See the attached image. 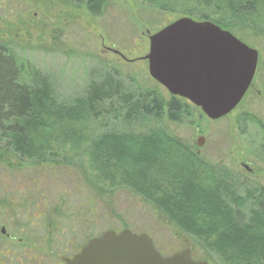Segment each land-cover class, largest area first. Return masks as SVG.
<instances>
[{
    "label": "rangeland",
    "instance_id": "1",
    "mask_svg": "<svg viewBox=\"0 0 264 264\" xmlns=\"http://www.w3.org/2000/svg\"><path fill=\"white\" fill-rule=\"evenodd\" d=\"M150 1L108 0L103 12L94 15L81 5L73 7L63 0H0V42H7L19 56L47 74L55 83L58 102L65 104L76 97L92 96L93 92H106L121 80L131 90L147 94L157 89L166 97V89L156 86L149 75L147 59L143 58L149 50V34L178 17L198 20L196 14L203 11L215 19L233 20L240 26L234 27L232 33L253 48H264V0L253 14L230 13L222 0H155L160 6L154 8L149 6ZM188 10L195 14L184 15ZM246 23L254 26L246 27ZM262 56L254 87L220 120H210L205 115L199 118L194 111L182 125L166 117L160 121L148 118L124 122L113 117L119 113L120 104L113 97L98 105L97 119L88 116L82 121H65L61 126L51 123L35 147L37 151L55 149L56 155H43L48 162L23 165L17 170L0 164V223L25 240L21 241L22 249L4 259L13 255L11 260H15L14 254H22V261L28 264V246L35 244L41 264H55L87 237L98 236L109 228L118 232L127 225L134 232L148 233L165 256L189 244L197 261L232 264L221 261L201 242H193L189 233L134 190L119 185L122 171L118 166L115 172L108 173L106 187L85 146L105 129L136 133L163 130L190 147L181 154L195 155L217 170L222 179L229 175L239 184L246 181L264 189V160L259 157L264 135L248 118L254 115L264 124V93L257 94L264 79ZM198 136L204 137L201 147L195 142ZM56 159L64 161L56 164ZM186 159L180 162L187 163ZM176 161H170L171 165ZM241 161L251 164L255 175L244 171ZM11 162L18 163L15 159ZM82 169L94 182L85 178ZM49 222L55 223L58 230L51 236V245L46 244L50 238L46 233L52 229L47 226ZM15 243L17 239L11 241V245Z\"/></svg>",
    "mask_w": 264,
    "mask_h": 264
},
{
    "label": "trees",
    "instance_id": "2",
    "mask_svg": "<svg viewBox=\"0 0 264 264\" xmlns=\"http://www.w3.org/2000/svg\"><path fill=\"white\" fill-rule=\"evenodd\" d=\"M63 1L73 7L81 5L94 15H100L108 4V0ZM222 1L230 13L253 14L258 8L257 4L263 0ZM155 5L160 6L151 0L149 6L154 8ZM190 14L195 13L188 10L184 15ZM196 16L199 19H211L230 32L240 26L233 20L209 17L203 11ZM245 25L254 26L251 23ZM113 97L120 104L119 113L112 116L124 122L148 118L160 121L166 117L182 125L186 123L185 120L192 118L194 111L198 112L199 118L204 117L201 109L187 99L168 92L165 97L157 89L143 94L124 87L122 80L106 92L76 97L66 104L58 102L55 83H51L49 76L27 58L19 56L7 42L1 41L0 164L17 170L23 165L48 162L42 159L43 155H56V151L53 148L46 151L35 149L41 133L51 123L61 126L65 121H82L88 116L97 119L98 105ZM248 118L260 128L263 136L262 120L251 114ZM44 135L48 137L47 133ZM262 138L259 157L264 159ZM189 149V146L163 130L136 133L105 129L94 135L89 145L85 146L90 161L99 169V175L103 176L100 182L104 185L109 186L108 173L115 172L114 168L118 166L122 171L119 185L134 190L153 204L163 216L189 233L193 242H201L204 247L215 252L221 261L264 264V198L253 197L252 194L258 189L248 182L239 184L229 175L222 179L217 170L201 162L195 155L181 154L183 150ZM182 158H187L188 162H180ZM11 159L18 163L11 162ZM175 159L177 161L171 165L170 161ZM54 161L61 164L64 159ZM82 170L85 178L91 180L87 170ZM8 204L11 203L8 201ZM47 226L54 228L46 233V237H50L46 244L51 245V236L58 230L53 222ZM124 228L128 226L124 225ZM92 237L95 236L87 237L83 244Z\"/></svg>",
    "mask_w": 264,
    "mask_h": 264
},
{
    "label": "water",
    "instance_id": "3",
    "mask_svg": "<svg viewBox=\"0 0 264 264\" xmlns=\"http://www.w3.org/2000/svg\"><path fill=\"white\" fill-rule=\"evenodd\" d=\"M151 78L171 95L187 99L210 119L225 117L243 99L255 75L258 51L209 20L178 17L150 33ZM115 52H119L115 50ZM121 54V53H120ZM122 55V54H121ZM124 57V55H123ZM197 146L204 144L198 136ZM6 233L5 226H1ZM191 245L164 256L146 232L109 228L90 238L66 264H210L194 260Z\"/></svg>",
    "mask_w": 264,
    "mask_h": 264
},
{
    "label": "flooded vegetation",
    "instance_id": "4",
    "mask_svg": "<svg viewBox=\"0 0 264 264\" xmlns=\"http://www.w3.org/2000/svg\"><path fill=\"white\" fill-rule=\"evenodd\" d=\"M240 41H243L242 39H240L239 37H237ZM243 42H245V41H243ZM246 43V42H245ZM248 44V43H247ZM249 45V44H248ZM250 46V45H249ZM251 47V46H250ZM253 48V47H252ZM255 50H257L258 51V58H257V67H256V71H255V75H254V77H253V79H252V81H251V83H250V86L248 87V89H247V92H249V90L251 89V88H253L254 87V82H255V80H256V78H257V75H258V70H259V66H260V64H261V61L263 60V54H264V48H261V47H256V48H254ZM115 51V50H114ZM119 51V50H118ZM117 54H119V56H121V57H123L120 53V51L119 52H116ZM123 58H125L126 60H127V58L126 57H123ZM261 84H263L264 85V79H262V81H261ZM263 85H261L262 86V88H258V90H257V94H261L262 92L264 93V86ZM164 89V88H163ZM167 91V90H166ZM168 92V91H167ZM247 92L244 94V97H243V99L245 98V95L247 94ZM174 96V95H173ZM178 97V96H177ZM242 101V100H241ZM263 135H264V133H263ZM264 160V159H263ZM241 165L243 166V168H244V171H246V172H248V173H251V174H253V175H255L254 174V169H253V167L251 166V164H247L246 162H244V161H241ZM258 190L254 193V194H252L253 195V197H255V198H264V189L263 188H257ZM3 224H1L0 223V227L2 226ZM3 226H5V225H3ZM6 228V227H5ZM17 235L15 234V233H12L11 231H8V229L6 228V233H3L2 232V229H0V264H27V263H24V261H22V257H23V255L22 254H20V255H16V254H14L15 253V251H16V249H22V247H23V245H22V243H21V241H22V239L20 238V237H17ZM15 239H17V243H15V245H11V241H13V240H15ZM86 243V242H85ZM84 243V244H85ZM8 244H10V245H8ZM83 244V245H84ZM82 245V246H83ZM82 246H80V245H77V246H74L73 245V251L72 252H69V253H67L66 254V256H64V257H61L60 259H58L56 262H55V264H66L65 263V261H64V258H66V257H72L73 255H75L81 248H82ZM24 247H26V246H24ZM34 247H35V244H31V245H29L28 246V248L29 249H31V254L30 255H26V257H27V259L28 260H31V262L30 263H28V264H41V260L42 259H39V256H38V253H37V249H34ZM12 252H14L13 254L15 255V257H14V259L15 260H11V257L13 256H11V257H8V259L7 260H5L4 259V257L6 256H10L11 255V253ZM191 253H192V251H191ZM191 256H192V258L194 259V257H193V253L191 254ZM195 260V259H194Z\"/></svg>",
    "mask_w": 264,
    "mask_h": 264
}]
</instances>
